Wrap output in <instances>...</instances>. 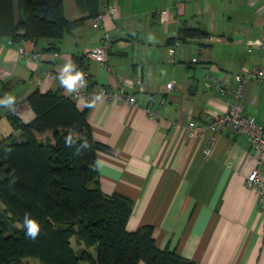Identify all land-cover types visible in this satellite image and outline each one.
<instances>
[{
    "label": "crops",
    "instance_id": "0c3cea01",
    "mask_svg": "<svg viewBox=\"0 0 264 264\" xmlns=\"http://www.w3.org/2000/svg\"><path fill=\"white\" fill-rule=\"evenodd\" d=\"M134 1L138 0H101L102 8L116 4L117 15H105L99 22L84 18L51 49H46L48 39L37 43L0 39V88L8 86L18 103L14 112L29 121L34 114L26 101L28 93L60 87V67L72 53L84 54L92 87H121L137 101L134 105L102 98L87 111L93 138L108 148L97 152L101 190L132 200L127 229L151 225L157 247L174 248L199 264H264V199L245 186L255 164V149L244 135L226 126L217 132L206 155L210 131L192 133L186 128L190 120L204 124L210 112H221L234 101L232 93L219 91L213 83L206 86V74L225 79L247 66L264 65V50L247 46V40L264 31L261 1L247 0L250 11L230 21L216 20L213 13L210 20H203L200 3L189 12L186 0L180 10L174 4V11L166 8L169 14L162 19L158 11L154 14L156 8L141 9ZM188 1L193 6L196 2ZM63 3L67 19L84 15L75 0ZM182 21L203 27L209 36L176 38ZM104 31L110 35L108 53L115 54L107 53L104 62H97L86 52L98 44ZM19 46L25 53L41 56L20 55ZM170 80L173 84L167 90ZM63 93L79 109L91 102L72 97L64 88ZM240 100L243 111L264 125V80L246 83ZM148 104L154 116L145 111ZM8 111L0 107V139L18 138L19 131L6 117ZM259 171L264 175V163Z\"/></svg>",
    "mask_w": 264,
    "mask_h": 264
},
{
    "label": "trees",
    "instance_id": "16d2710c",
    "mask_svg": "<svg viewBox=\"0 0 264 264\" xmlns=\"http://www.w3.org/2000/svg\"><path fill=\"white\" fill-rule=\"evenodd\" d=\"M100 1L75 0L84 15L69 20L63 0H0V39H48L46 49L54 48L55 40L100 12ZM204 36L206 29L182 21L175 37ZM70 59L87 71L84 54L72 53ZM8 91L2 86L0 98ZM26 101L33 118L23 121L9 110L6 117L18 138L0 139V264H28L32 257L42 264H199L174 248L157 247L151 225L127 229L132 200L101 190L97 152L108 148L93 138L87 106L79 109L61 86L34 89ZM26 212L41 226L35 241L25 235ZM71 237L83 247L73 248Z\"/></svg>",
    "mask_w": 264,
    "mask_h": 264
},
{
    "label": "built area",
    "instance_id": "2783aa9c",
    "mask_svg": "<svg viewBox=\"0 0 264 264\" xmlns=\"http://www.w3.org/2000/svg\"><path fill=\"white\" fill-rule=\"evenodd\" d=\"M261 1V6L264 8V0ZM254 2V0H251ZM177 10H180L183 6V0H177L174 4ZM118 13V6L116 4H108L100 10V12L94 16L95 21L99 22L103 19L105 15L116 16ZM169 14L168 9H160L156 15L160 18H164ZM262 30H264V22H262ZM109 39L110 35L107 31H104L99 37L98 44L89 48L87 50V56L92 58L97 62H104L107 59V53L109 49ZM179 41H175L174 45L171 46L170 50L173 52L175 46ZM247 46L250 48L252 46H257L264 50V31L261 35L247 40ZM19 54H27L29 58L37 59L41 56L40 52H28L25 53L24 48H18ZM193 61L196 58L192 59ZM85 80H88V72L85 71ZM264 80V65L254 64L245 67L242 71L234 73L231 78H223L218 75L206 74L204 83L206 86L213 83L219 91L223 93H232L234 96V101L231 102L223 111L221 112H210L208 114L207 120L202 125H198L195 121H188L186 128L190 132H206L210 131L208 145L205 147L204 152L206 155L211 153V149L215 143L217 132L226 127L230 126L232 129L241 135H244L250 145L255 149V164L251 170L247 173L245 177V186L255 191L259 198L264 199V175L259 171V167L264 163V125H262L256 118L243 111V106L241 103V93L244 85L250 81H262ZM234 81V84H233ZM173 81H167L165 86L169 90ZM103 93V98L114 99L121 102H129L134 105L137 101L132 94H126L121 87L114 90L111 86H98V87H86L77 90V92L72 93V97H82L87 101H91L97 94ZM145 111L152 116L155 114L151 110L150 104L144 107Z\"/></svg>",
    "mask_w": 264,
    "mask_h": 264
},
{
    "label": "rangeland",
    "instance_id": "374dc122",
    "mask_svg": "<svg viewBox=\"0 0 264 264\" xmlns=\"http://www.w3.org/2000/svg\"><path fill=\"white\" fill-rule=\"evenodd\" d=\"M173 1V2H172ZM177 0H141V1H134V5L138 6L139 8H145L148 6H152L153 8H156L154 10V14L156 11H159L162 8H168L170 11H174L173 8V4H175V2ZM195 1V0H194ZM198 1V2H197ZM201 5V7L203 8L201 13L202 15H200V17L203 20H207V19H211L212 15L214 14V18H216V20L220 19L223 21L226 20H235L237 18H240L242 15V13L246 11H250L248 9V5L247 0H196V2L194 3L193 6V2H190L188 0H186V8L187 10L190 12L191 8L196 7V4ZM132 5L133 2L130 1L129 3L126 1V5ZM152 8V9H153ZM140 11H137V13L135 14V18L138 19V13ZM213 13V14H212ZM190 16L189 14H187L186 17ZM198 19V18H197ZM192 57H196V55L192 56ZM76 238L74 237L71 240V245L73 248H77L76 246ZM28 264H42V262L37 259V258H28L27 260Z\"/></svg>",
    "mask_w": 264,
    "mask_h": 264
},
{
    "label": "clouds",
    "instance_id": "9594fccd",
    "mask_svg": "<svg viewBox=\"0 0 264 264\" xmlns=\"http://www.w3.org/2000/svg\"><path fill=\"white\" fill-rule=\"evenodd\" d=\"M149 39L154 42L155 38L149 36ZM58 79L60 86L71 94L77 90L86 87L85 73L78 67L77 63L72 59L67 60L59 69ZM103 98V93L97 94L86 104L87 107H95L96 102ZM16 97L10 93H6L3 98H0V107L15 111ZM71 137L65 140L66 145L71 144ZM87 143V142H85ZM23 227L25 229L26 238L35 241L41 232V226L34 218H31L30 213H25L23 217Z\"/></svg>",
    "mask_w": 264,
    "mask_h": 264
},
{
    "label": "water",
    "instance_id": "95a60500",
    "mask_svg": "<svg viewBox=\"0 0 264 264\" xmlns=\"http://www.w3.org/2000/svg\"><path fill=\"white\" fill-rule=\"evenodd\" d=\"M108 54H115L113 51H109V53Z\"/></svg>",
    "mask_w": 264,
    "mask_h": 264
}]
</instances>
